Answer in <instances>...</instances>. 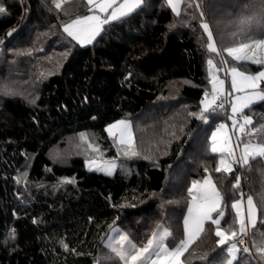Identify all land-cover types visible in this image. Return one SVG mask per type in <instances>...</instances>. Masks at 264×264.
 Returning <instances> with one entry per match:
<instances>
[{"label": "trees", "instance_id": "1", "mask_svg": "<svg viewBox=\"0 0 264 264\" xmlns=\"http://www.w3.org/2000/svg\"><path fill=\"white\" fill-rule=\"evenodd\" d=\"M253 2L195 0L198 8L182 4L177 16L166 0H143L82 46L64 26L88 13L86 0H68V14L53 0H0L7 8L0 14V264H121L105 259L104 241L114 226L139 247L158 226L179 242L189 189L208 176L223 196L222 228L235 218L231 203L249 195L257 202L264 158L233 164L230 174L216 172L211 136L230 114L204 112L202 103L205 92L213 93V75L225 80L232 67L252 75L264 69L226 52L236 46L228 21ZM202 22L221 55L207 49ZM244 113L254 122L247 127L264 123V102ZM121 119L133 122L137 156L125 155L128 148L106 132ZM91 159L116 160L115 174L88 170ZM236 177L239 188L232 186ZM218 240L206 222L184 264L224 260L228 245L217 246ZM250 250L240 251L234 264H259L252 242Z\"/></svg>", "mask_w": 264, "mask_h": 264}, {"label": "snow or ice", "instance_id": "2", "mask_svg": "<svg viewBox=\"0 0 264 264\" xmlns=\"http://www.w3.org/2000/svg\"><path fill=\"white\" fill-rule=\"evenodd\" d=\"M53 2L56 9H63L64 4L68 0H53ZM166 2L177 16L181 15L182 4L185 8H190L194 5L197 8L199 7L195 0H166ZM86 3L92 5L93 9L104 15L102 17L94 12L92 15L77 17L64 26V31L80 44L92 43L103 30L104 25L130 16L141 7L143 0H86ZM63 10L65 14H68L67 9ZM6 13L7 8L0 3V14ZM185 14H187L186 11ZM200 15L202 16L203 13ZM201 27L207 33L208 40L211 41L207 45V49L211 53H215L218 56L221 55V50H218L213 40V32L209 24L202 22ZM228 27L231 29L229 34L236 46L227 47V55L237 62L250 61L253 64L264 65V56L258 55V51L264 49V38H254L256 32L264 33V0H254L252 4L242 7L235 16L230 18ZM12 31L14 30L9 31V36H11ZM239 37H244L245 39L240 40L238 39ZM207 63L216 71H219L212 59H209ZM220 63L226 64L227 61L221 58ZM230 72L231 84L226 96L231 97L233 92L242 93V95L235 96V100L231 105L232 117H239L238 120L234 118L232 122L234 126L239 124L238 131L246 138L242 142L243 147L238 158L234 157L230 163H225L224 159H220V166L215 171L226 174L233 172V164L246 166L249 165L250 158L252 160L264 158V123L257 124L256 127H247L253 125L254 122L249 114L244 113V109H251L255 102H264V89L260 88V81L264 80V70L252 75L245 74L238 71L236 67H232ZM224 84V80L213 76L212 90L214 94L212 99L209 100L208 93L205 92L204 101H202L204 112L211 111L215 113L218 108L224 107L225 101L217 104L218 97L216 95V93L223 91ZM205 101L207 102L205 103ZM200 118L203 119L204 117L201 116ZM224 127L221 124L219 129L211 136L212 144L210 150L214 153L223 151V149L217 148L215 142L220 134V129ZM113 128H120V143H127L128 145V149L124 150V154L137 156L138 153L133 144L130 123L121 120L117 124L110 126L108 131L111 133ZM84 138L86 139V136ZM235 146H241L240 137L237 138ZM227 151L230 156H233L231 147ZM109 167L113 166L110 165ZM107 174L111 175V171L109 170ZM232 186L235 188L240 187L239 177L235 178V183ZM189 195L192 199L191 206L188 209V217L184 220L185 239L176 242L167 228L158 226L146 244L137 247L136 244L129 240L127 234L115 230V237L108 240L104 245L110 254L105 259L114 256L118 258L121 264H184L182 258L185 253L189 251V248L200 237V234L205 231V223L210 222L211 225L215 226V236L219 237L217 246L228 245L224 249L227 253L225 259L218 261V264H234L239 259L240 248L238 244H244V237H250L256 254L261 260H264V216H259V213L264 211V192L257 197L258 203L254 202L251 195L247 197V215L241 208V200L231 203V209L235 210V218L231 219L230 223L225 222L227 223L226 228L221 227L222 219L225 215V211L221 210L223 196L210 176L203 182L194 181L189 189ZM240 195L243 197V192ZM213 213L218 214L217 218L213 217ZM258 223L259 227H257ZM249 229H256V231L249 233ZM238 236V242H231L236 241ZM169 240L172 241V247H169ZM250 251L248 246L243 247V253L248 254ZM240 264H244V261H240Z\"/></svg>", "mask_w": 264, "mask_h": 264}, {"label": "rangeland", "instance_id": "3", "mask_svg": "<svg viewBox=\"0 0 264 264\" xmlns=\"http://www.w3.org/2000/svg\"><path fill=\"white\" fill-rule=\"evenodd\" d=\"M84 16H87V14L86 15H84ZM84 16H82V17H84ZM67 24V23H66ZM65 24V25H66ZM67 34V33H66ZM95 40V39H94ZM94 40L92 41V43L94 42ZM91 44V43H90ZM86 45H88V44H82V46H86ZM258 55L259 56H264V49H262V50H259L258 51ZM226 74H227V72H226ZM214 76V75H213ZM217 87H218V85H217ZM224 92H226L227 93V90L226 91H224ZM213 94V93H212ZM209 99V98H208ZM228 99H229V97H228ZM207 101H205V103H206ZM204 106V105H203ZM229 106H230V104H229ZM121 120H123V121H126V122H128V123H130V125H131V132H132V140H133V144H134V140H135V136H134V128H133V122H132V120L131 119H121ZM121 120H118V121H115V122H113V123H111V124H109L107 127H106V132H107V134L110 136V137H112V138H114L115 140H116V142H117V144L118 145H120V146H123V147H126V148H128V145H127V143H120V128H113L112 130H111V133L108 131V129L110 128V126H112V125H114V124H117L119 121H121ZM122 127V126H121ZM234 137V136H233ZM234 142H235V140H234ZM216 145H217V148L218 149H223V151H217V154L219 155V160L220 159H224L225 160V163H230V162H232V160H233V158L235 157V158H238L239 157V153H237V155H235L234 154V148H233V144H232V140H231V135H229V133L223 128V129H220V134L217 136V140H216ZM229 147H231L232 149H233V156H230L229 154H228V151H227V149L229 148ZM113 166V167H109V166ZM116 167H117V161L116 160H102V159H91V160H87L86 161V168L88 169V170H91V171H96V172H99V173H102V174H105V175H108V176H113L114 174H115V172H116ZM111 171V175H109V174H107L108 173V171ZM209 177V176H208ZM208 177H206V178H208ZM205 178V179H206ZM204 179V180H205ZM211 179H212V177H211ZM203 180V181H204ZM203 181H201V182H203ZM212 181L214 182V180L212 179ZM191 188V187H190ZM242 202H244V200L242 201ZM115 230H119V232L120 233H124V234H126L119 226H114L111 230H110V232H109V234H108V236L106 237V239H105V241H104V245L106 244V242L108 241V240H110V239H112V238H114L115 237V235H116V231ZM129 237V236H128ZM129 240L132 242V243H134L135 244V242L129 237ZM137 247H139V246H137ZM170 247V246H169ZM257 256V255H256ZM246 260V259H245ZM256 262H260L259 264H264V261L263 260H261L258 256H257V261ZM244 264H246V262H244Z\"/></svg>", "mask_w": 264, "mask_h": 264}, {"label": "crops", "instance_id": "4", "mask_svg": "<svg viewBox=\"0 0 264 264\" xmlns=\"http://www.w3.org/2000/svg\"><path fill=\"white\" fill-rule=\"evenodd\" d=\"M109 11H111V10H109ZM94 12H95V14H98V15H101L102 17H103V13H99L98 12V10H95V9H93V6L92 5H89V9H88V13H87V15H92V14H94ZM71 22V21H70ZM69 22V23H70ZM98 36V35H97ZM96 36V37H97ZM72 38V37H71ZM96 39V38H95ZM80 44V43H79ZM80 45H82V44H80ZM88 45H90V44H88ZM245 62H250V61H245ZM231 70V69H230ZM230 70H227V74H226V79L224 80V82H225V84H224V89H223V91H229L230 90V84H231V72H230ZM238 71H241V70H239V69H237ZM264 70V69H263ZM241 72H243V71H241ZM245 74H248V73H246V72H244ZM257 74V73H256ZM255 75V74H254ZM218 87H219V85H218ZM260 88L261 89H264V80H262V81H260ZM223 91H220V92H223ZM236 95H242V93H235V92H233V95L231 96V97H229V104H230V106H229V109H230V112H229V114H230V118H229V120H227V122L226 123H224L223 125L225 126L224 127V129L229 133V135H231V140H232V144H233V148H234V154L235 155H237V148H236V144H235V142H234V140L236 141L237 140V138L238 137H240L241 138V134L239 133V131H238V128H239V124H237V125H233V119L235 118V119H239V117L237 116V117H232V113H231V105H232V103L234 102V100H235V96ZM256 103V102H255ZM220 127V126H219ZM219 127H218V129H219ZM217 131V130H216ZM215 131V132H216ZM234 136V137H233ZM240 153H241V150H240ZM192 199V198H191ZM241 201H243L244 200V202H242V204H241V208H242V210L244 211V213H245V215H247V207H246V201H247V198H242V199H240ZM190 206H191V202H190V205H189V208H190ZM187 217H188V211H187V216H186V219H187ZM185 238H186V232H185ZM184 238V239H185ZM239 257H240V252H239ZM235 263V262H234Z\"/></svg>", "mask_w": 264, "mask_h": 264}, {"label": "built area", "instance_id": "5", "mask_svg": "<svg viewBox=\"0 0 264 264\" xmlns=\"http://www.w3.org/2000/svg\"><path fill=\"white\" fill-rule=\"evenodd\" d=\"M213 94L210 96L209 100L212 99ZM216 95L218 97L217 98V104H219L221 101H225L224 107L223 108H218L217 110H224L226 113H229V99L226 96V92H224V91L223 92H218V93H216ZM249 233H251V229H249ZM238 240H239V236L237 237L236 241H232V242H238ZM250 242H251L250 237H244V244L243 245H239L238 244V247L240 249H242V250H243L244 246H248L250 248Z\"/></svg>", "mask_w": 264, "mask_h": 264}]
</instances>
